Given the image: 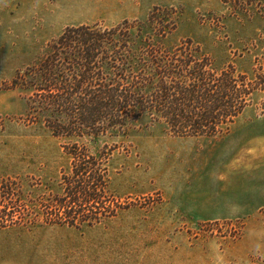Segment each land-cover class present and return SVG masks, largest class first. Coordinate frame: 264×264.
<instances>
[{
    "label": "rangeland",
    "instance_id": "1",
    "mask_svg": "<svg viewBox=\"0 0 264 264\" xmlns=\"http://www.w3.org/2000/svg\"><path fill=\"white\" fill-rule=\"evenodd\" d=\"M156 8L172 27L162 38L148 21ZM124 20L156 45L192 40L217 68L246 74L254 91L243 114L211 138L173 136L149 116L81 137L28 119L16 73L68 26ZM72 143L111 152L104 199L114 215L91 229L45 222L73 173ZM1 211L0 264H264V0H0Z\"/></svg>",
    "mask_w": 264,
    "mask_h": 264
},
{
    "label": "trees",
    "instance_id": "2",
    "mask_svg": "<svg viewBox=\"0 0 264 264\" xmlns=\"http://www.w3.org/2000/svg\"><path fill=\"white\" fill-rule=\"evenodd\" d=\"M157 10L148 21L162 38L172 27L158 20L163 11ZM249 84L233 65L217 68L192 40L166 49L144 34L141 22L124 20L111 27H66L37 61L16 73L11 89L29 92L28 119H41L54 136L104 135L149 116L173 136L211 138L248 107L254 91ZM65 153L73 173L63 178L58 214L45 222L94 228L114 215L104 199L111 152L91 154L72 143ZM3 216L1 211V228Z\"/></svg>",
    "mask_w": 264,
    "mask_h": 264
}]
</instances>
